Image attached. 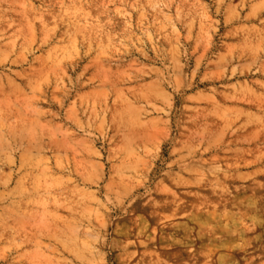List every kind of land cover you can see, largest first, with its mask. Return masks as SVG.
Instances as JSON below:
<instances>
[{
	"label": "rangeland",
	"instance_id": "374dc122",
	"mask_svg": "<svg viewBox=\"0 0 264 264\" xmlns=\"http://www.w3.org/2000/svg\"><path fill=\"white\" fill-rule=\"evenodd\" d=\"M0 264H264V0H0Z\"/></svg>",
	"mask_w": 264,
	"mask_h": 264
}]
</instances>
